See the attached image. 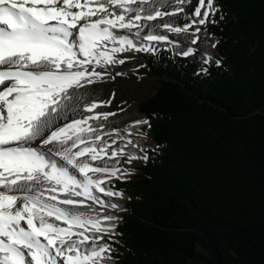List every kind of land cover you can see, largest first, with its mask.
<instances>
[{
	"label": "snow or ice",
	"instance_id": "snow-or-ice-1",
	"mask_svg": "<svg viewBox=\"0 0 264 264\" xmlns=\"http://www.w3.org/2000/svg\"><path fill=\"white\" fill-rule=\"evenodd\" d=\"M218 11L215 0H0V264L111 259L106 254L115 250L105 238L112 239L121 218L101 210L121 206L99 193L123 197L104 185L134 170L109 167L105 157L125 156L128 163L149 157L102 140L91 121L115 115L96 111L111 101L81 89L126 75L110 73L125 63L118 54H155L160 42L195 59L198 49L162 31L191 34L195 45L200 26L216 24ZM135 125L151 127L147 119Z\"/></svg>",
	"mask_w": 264,
	"mask_h": 264
},
{
	"label": "trees",
	"instance_id": "trees-1",
	"mask_svg": "<svg viewBox=\"0 0 264 264\" xmlns=\"http://www.w3.org/2000/svg\"><path fill=\"white\" fill-rule=\"evenodd\" d=\"M216 1L214 61L139 52L155 145L110 184L128 195L111 264H264V0Z\"/></svg>",
	"mask_w": 264,
	"mask_h": 264
},
{
	"label": "rangeland",
	"instance_id": "rangeland-1",
	"mask_svg": "<svg viewBox=\"0 0 264 264\" xmlns=\"http://www.w3.org/2000/svg\"><path fill=\"white\" fill-rule=\"evenodd\" d=\"M215 4L217 5L216 0ZM117 11L119 10L117 9ZM168 19L169 18L164 17L163 20L159 22H166ZM209 26L210 23L200 26L202 29L199 34L201 39L195 45L191 43V40L194 38L191 34H188L186 38L184 36L176 37L173 36V34L163 33V31L162 34L169 35L170 39H179L180 44L184 48L193 47L198 49L199 54L195 57V59L191 56L187 58H191L197 65H201L204 63L203 57L205 55L211 57L210 62H212L217 58L219 52L220 42L218 37L214 33L210 32ZM147 31L148 30L145 29V32ZM144 34L145 33H141V35ZM140 42L141 41H138L137 43ZM213 44H216V47H213ZM156 46L157 49L161 46H164L169 50L171 48L170 45H167L164 42H160ZM172 52L174 53V51ZM118 56L119 58H124L125 63L123 65L117 64L110 66V73L115 75L117 72H123L126 73V75L115 76V79H107L93 85H87L85 88L81 89V95L87 94L88 98L111 101V104L96 110L99 112L115 113V115L109 116L107 120L100 119L94 121V127L97 129L98 134L102 136V140H106L109 144H111V141L115 139L116 144L111 145V148H124L128 155L143 156L145 152H148V149H151L155 145V142L149 135L146 134L143 129V125L136 126L135 121L145 119V114L140 109V103L156 91L158 78L149 71L148 65L146 64L144 58L139 55V52L128 51L118 54ZM100 125H104V127L101 128ZM113 129H116L117 131H113ZM105 133H107V135H105ZM118 140L121 144H118ZM129 140L132 141V143H128ZM129 145L130 147H128ZM130 148L133 149L131 150ZM105 159L108 161V166L111 167L115 165L116 167H120L122 169L134 170L133 174L138 171L140 164L145 162L143 160H134L131 163H128L127 157L125 156L112 159L105 157ZM117 159L119 160V164H116ZM114 180L117 179L112 178L110 182L106 184V187L111 188L110 184ZM124 194L125 195L123 197H106L103 195L104 200L117 203L121 206V210L119 211L110 208L106 209L107 214L109 213L121 218L122 214L126 211L125 203L128 197L126 193ZM105 242L109 243V239H107V237L105 238ZM106 255L111 256L110 253H107ZM111 263L112 257L111 259H106L104 261V264Z\"/></svg>",
	"mask_w": 264,
	"mask_h": 264
},
{
	"label": "bare ground",
	"instance_id": "bare-ground-1",
	"mask_svg": "<svg viewBox=\"0 0 264 264\" xmlns=\"http://www.w3.org/2000/svg\"><path fill=\"white\" fill-rule=\"evenodd\" d=\"M197 3V0H194L193 1V4L195 5ZM168 18V17H167ZM190 22V21H189ZM174 36V35H173ZM174 38V37H173ZM138 42V41H137ZM91 123L93 124V126H95V122L94 121H91ZM127 127V126H126ZM124 130H125V128H124ZM119 141V140H118ZM120 143V141L118 142V144ZM125 143V142H124ZM121 144V143H120ZM113 145V144H112ZM125 145V144H124ZM127 146V145H126ZM128 147H130V145L128 146ZM131 149V148H130ZM133 149V148H132ZM131 149V150H132ZM109 154H110V151H109ZM110 167V166H109ZM105 187H106V184L104 185ZM99 195H100V197H101V199H104V196H103V194L102 193H99ZM95 207L97 208V209H100V206L99 205H95ZM104 214H107V211H106V209H102L101 210V215H104ZM109 214V213H108Z\"/></svg>",
	"mask_w": 264,
	"mask_h": 264
}]
</instances>
